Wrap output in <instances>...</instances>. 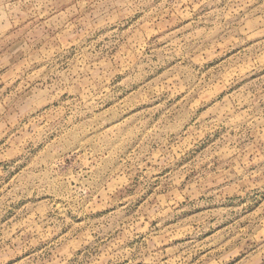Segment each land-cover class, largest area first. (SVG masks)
Segmentation results:
<instances>
[{"label": "rangeland", "instance_id": "obj_1", "mask_svg": "<svg viewBox=\"0 0 264 264\" xmlns=\"http://www.w3.org/2000/svg\"><path fill=\"white\" fill-rule=\"evenodd\" d=\"M0 264H264V0H0Z\"/></svg>", "mask_w": 264, "mask_h": 264}]
</instances>
